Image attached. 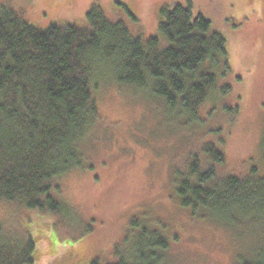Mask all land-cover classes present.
Masks as SVG:
<instances>
[{"label": "trees", "instance_id": "trees-1", "mask_svg": "<svg viewBox=\"0 0 264 264\" xmlns=\"http://www.w3.org/2000/svg\"><path fill=\"white\" fill-rule=\"evenodd\" d=\"M161 13L165 47L158 36L133 34L99 3L88 12L86 27L54 23L41 28L16 7L0 8V207L22 212L15 224L0 221V264L35 263L36 237L27 213L68 212L53 194L61 191L55 182L94 168L83 149L100 120L95 90L103 71L110 70L119 84L149 90L189 124L198 121L210 99L231 93V84L218 86L232 71L226 36L191 2ZM229 109L238 115L239 107ZM226 160L212 141L189 154L188 170L179 172L178 198L193 217L252 238L251 250L234 264H264V175L252 168L244 177L219 176L217 166ZM131 225L138 228L134 245L108 264L172 263L164 226L156 223L155 229L141 219Z\"/></svg>", "mask_w": 264, "mask_h": 264}, {"label": "rangeland", "instance_id": "rangeland-1", "mask_svg": "<svg viewBox=\"0 0 264 264\" xmlns=\"http://www.w3.org/2000/svg\"><path fill=\"white\" fill-rule=\"evenodd\" d=\"M188 2L228 40L232 71L218 86L231 84V93L210 99L198 121L189 124L149 90L119 84L111 80L110 70L103 71L95 90L100 120L83 149L94 168L55 182L61 191L53 194L68 212L27 213L36 237L34 264L116 262L135 243L134 219L155 229L156 223L164 226L171 264H234L251 250L250 236L193 217L180 203L177 181L179 172L188 170L189 154L210 141L227 154L225 163L217 166L219 176L244 177L252 168L264 175V0H0V8L16 7L41 28L54 23L86 27L88 12L99 3L111 19L125 21L133 34L158 36L165 47L169 41L159 29L162 9ZM229 107H239L238 115ZM21 214L0 207V221L15 224ZM130 231V240L124 242Z\"/></svg>", "mask_w": 264, "mask_h": 264}]
</instances>
